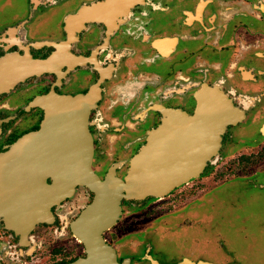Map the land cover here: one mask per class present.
<instances>
[{
  "label": "flooded vegetation",
  "instance_id": "1",
  "mask_svg": "<svg viewBox=\"0 0 264 264\" xmlns=\"http://www.w3.org/2000/svg\"><path fill=\"white\" fill-rule=\"evenodd\" d=\"M74 1L27 0L26 18L15 16L11 24L4 23L0 28V58L13 53L21 56L27 51L32 59H46L54 47L45 43L67 40L69 33L64 24L67 17L106 0H77L61 19L60 38L36 35L40 19L47 20L45 14ZM167 26L174 31L170 32ZM74 34L69 52L85 63L69 71L63 67L61 76L46 73L27 78L0 93V156L23 136L39 130L44 110L32 105L35 99L51 94L86 95L94 88L98 90L96 106L88 117L91 168L100 180L112 168L115 176L124 180L131 160L146 145L148 134L161 125L160 108L192 115L195 94L202 85L217 86L243 113L240 121L226 127L217 155L207 162L198 177L181 183L162 197L123 199L119 219L101 234L119 264H216L206 260L202 251L204 203L210 202L213 190L237 178L247 180L244 185L249 184L252 189L264 188L263 179L248 181L264 166V160L252 168L246 167L251 164L253 152L264 155V121L254 133L243 132L254 129L264 118V0H135L126 16H119L111 26L87 22ZM45 37L53 40L43 41ZM248 96L255 98L245 102ZM142 103L147 104L144 114L137 110ZM141 132L143 143L134 146L127 161L118 165L110 159L107 167L100 163L98 159L106 155L102 147L107 143H113L116 153L132 147H125L124 143L136 141ZM248 135L250 138H245ZM229 140L231 145L226 143ZM243 145L259 150L242 151L236 157L237 165L231 169L242 168L244 173L235 171L206 187L203 179L207 178L209 166L214 164L215 169L221 154H231ZM11 169L7 167L0 174V181H4L3 187L0 185V203L10 191ZM79 188L86 189L91 199L63 232L82 245L83 254L64 261L58 258L56 250L49 254L48 264H69L86 256V247L74 236L71 223L93 202L94 194L84 186H77L75 191ZM69 198L53 205L49 221L36 223L25 235L0 214V264H16L21 258L25 259L23 264H45L41 256L37 261L26 262L28 256L38 254L35 231L58 228L56 209Z\"/></svg>",
  "mask_w": 264,
  "mask_h": 264
},
{
  "label": "water",
  "instance_id": "2",
  "mask_svg": "<svg viewBox=\"0 0 264 264\" xmlns=\"http://www.w3.org/2000/svg\"><path fill=\"white\" fill-rule=\"evenodd\" d=\"M133 4L135 0H106L67 17L64 24L69 36L59 44L45 43L54 47L46 59H32L27 51L21 56L13 53L0 58V93L27 78L60 74L63 67L69 71L85 63L69 52L74 33L87 22L111 26L116 18L126 16ZM97 96L98 90L93 88L86 95L51 94L35 99L32 105L44 110L39 130L23 136L0 156V174L12 168L10 191L0 203V214L24 235L36 223L48 222L50 208L71 197L77 186L93 192V202L71 223L74 236L86 247V256L69 264H119L101 234L119 219L121 201L162 197L198 177L217 155L226 127L243 118L217 86L202 85L195 94L192 115L160 108L162 123L148 134L146 145L131 160L124 180L115 176L113 168L100 180L91 168L88 131V117ZM0 183L3 187L4 181Z\"/></svg>",
  "mask_w": 264,
  "mask_h": 264
},
{
  "label": "rangeland",
  "instance_id": "3",
  "mask_svg": "<svg viewBox=\"0 0 264 264\" xmlns=\"http://www.w3.org/2000/svg\"><path fill=\"white\" fill-rule=\"evenodd\" d=\"M76 1L72 4L68 2L64 6L60 5L45 14L47 20L40 19V24L36 27V35H53L56 36V39L60 38L61 31L59 25L62 22L61 19H63L62 17L65 13L73 9L71 7ZM26 2L27 0H0V28L6 25L4 23L11 24L15 16L19 19L26 18L28 13ZM201 4H199L200 10L202 8ZM228 4L226 3V5ZM160 24L163 25V23ZM167 28L170 32L174 31V28L168 26ZM52 40V38L45 37L43 41ZM222 56L226 59V55ZM214 83L217 82L215 81ZM252 98L255 97L252 96ZM252 98L248 96L245 102H252ZM146 105V103H142L137 109L140 114L145 113ZM262 121H264V118L258 121L254 129H245L243 132L254 133ZM245 138H250V135ZM143 139L144 133L141 132L140 137L136 141L125 142V147L129 145H133L132 147H134L142 144ZM226 143L231 145L230 140L226 141ZM242 144L240 143V145ZM112 145L113 143L110 142L102 147L106 155L98 159L105 167L111 162L110 159L118 163V165L122 164L128 160V157L135 150V147H129L128 149H122L114 153L115 149ZM130 148L131 150H129ZM224 150H226V147ZM242 151L259 150L243 145L238 150L233 149L231 154H228V152L223 155L221 154L220 160L215 164L217 167L213 169L214 164L210 165L207 175H205L208 179H203L206 187L215 185L217 180H221L227 177V175L235 174V171L239 173L243 172L242 168L239 169L240 171L231 169L234 165H237L238 158L236 157ZM259 160H264V155L262 153L255 155L253 152L251 164L246 165V167L251 166L252 168L255 164L259 163ZM249 170L251 171V169ZM253 175V178L248 181L253 180V182H257L263 179L261 182L264 183V166L257 169ZM246 181L245 179L237 178L220 185L213 190L210 202L204 203L202 251L206 260L213 261L216 264H264V188L252 189L251 185H244ZM90 199L91 194L86 189L79 188L71 198L63 203L61 207L57 208L56 212L59 214L58 228L53 226L48 229L40 228L35 231L38 241V254L33 253L31 257L28 256L26 262L37 261L39 256H41L45 264H48L49 254L53 255L56 250L58 251V258L64 261L81 256L83 254L82 245L72 238L68 232H63V230L67 231L65 226L68 225L74 215ZM24 261L25 259L21 258L16 264H23Z\"/></svg>",
  "mask_w": 264,
  "mask_h": 264
},
{
  "label": "crops",
  "instance_id": "4",
  "mask_svg": "<svg viewBox=\"0 0 264 264\" xmlns=\"http://www.w3.org/2000/svg\"><path fill=\"white\" fill-rule=\"evenodd\" d=\"M226 5V4H225Z\"/></svg>",
  "mask_w": 264,
  "mask_h": 264
}]
</instances>
